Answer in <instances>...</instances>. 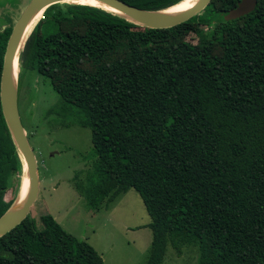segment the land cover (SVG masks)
I'll use <instances>...</instances> for the list:
<instances>
[{"label": "trees", "instance_id": "1", "mask_svg": "<svg viewBox=\"0 0 264 264\" xmlns=\"http://www.w3.org/2000/svg\"><path fill=\"white\" fill-rule=\"evenodd\" d=\"M123 1L165 10L184 0ZM239 2L212 0L170 28L56 3L21 50L19 89L33 71L49 78L61 100L47 116L92 130L94 164L76 175L89 206L130 188L143 198L153 232L146 264H163L169 246L197 248L198 264H264V0L227 21ZM7 24L0 92L16 21ZM23 172L0 94V217ZM40 219L41 229L30 214L0 237V264H106L53 215Z\"/></svg>", "mask_w": 264, "mask_h": 264}, {"label": "rangeland", "instance_id": "2", "mask_svg": "<svg viewBox=\"0 0 264 264\" xmlns=\"http://www.w3.org/2000/svg\"><path fill=\"white\" fill-rule=\"evenodd\" d=\"M31 1L0 0V31L7 27L8 18L17 22ZM189 40L196 43L197 37L191 35ZM60 100L49 78L36 71L24 75L19 106L37 156L40 177L39 195L31 216L41 229V216L53 215L65 230L93 245L106 264H146L153 232L143 198L130 188L99 210L89 206L78 190L76 175L94 164L92 130L80 125L65 126L54 114L47 116ZM23 175V180L29 181ZM13 191L7 199L12 198ZM198 256L195 247H184L178 253L169 246L163 264H198Z\"/></svg>", "mask_w": 264, "mask_h": 264}, {"label": "water", "instance_id": "3", "mask_svg": "<svg viewBox=\"0 0 264 264\" xmlns=\"http://www.w3.org/2000/svg\"><path fill=\"white\" fill-rule=\"evenodd\" d=\"M81 1L83 0H32L18 18L8 41L1 77L0 94L2 109L8 126L11 130L14 142L24 162L23 174L29 176L30 189L27 195V199L21 208H17V200L20 194L19 191L18 197L13 206L0 217V237L15 229L27 218L28 215L31 214L32 208L37 201L40 190V177L38 171L37 156L30 143L28 133L24 126L20 112L19 80L18 83H15L14 77L15 63L20 58L21 50L24 47V44L29 36V34L27 35V31L29 30L30 22L33 20L37 12L42 10L43 17L45 10L49 6L64 2L96 6L92 4L82 3ZM97 1L119 11L120 13L110 11L100 6L96 7H100L107 11L118 14L126 18L127 20L143 27L170 28L180 23L186 22L193 16L202 12L211 3L212 0H198L191 9L176 14L166 13L165 11L167 9L147 10L139 8L127 2H124L123 0ZM257 5L258 0H240L237 7L231 9L225 15V19L227 21H230L248 15L256 9ZM24 176L25 175L22 176V180Z\"/></svg>", "mask_w": 264, "mask_h": 264}, {"label": "bare ground", "instance_id": "4", "mask_svg": "<svg viewBox=\"0 0 264 264\" xmlns=\"http://www.w3.org/2000/svg\"><path fill=\"white\" fill-rule=\"evenodd\" d=\"M197 1L198 0H184L181 3H179V4L168 8L165 12L168 13V14H176V13L185 12V11L191 9L196 4ZM81 2L82 3L96 5V6H100V7L106 8V9H108L110 11H114V12L120 13L119 11H117V10H115V9H113V8L103 4L101 2H98L97 0H83ZM42 14H43L42 10L36 13L35 17L30 22L29 30L27 31V35L30 34V32L32 31V29L34 28L36 23L41 19ZM19 76H20V65H19V60H17L16 63H15V73H14L15 83H18ZM28 178H29V176L27 177V179ZM29 189H30V180L28 181V180L24 179L22 181L20 194H19V197H18V200H17V208H21L23 206V204L25 203V201L27 199V195L29 193Z\"/></svg>", "mask_w": 264, "mask_h": 264}]
</instances>
